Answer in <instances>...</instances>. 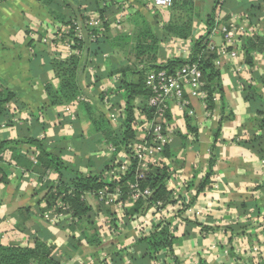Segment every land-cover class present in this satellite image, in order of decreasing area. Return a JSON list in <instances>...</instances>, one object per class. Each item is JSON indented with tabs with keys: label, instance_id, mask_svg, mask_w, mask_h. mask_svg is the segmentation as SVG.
I'll use <instances>...</instances> for the list:
<instances>
[{
	"label": "crops",
	"instance_id": "1",
	"mask_svg": "<svg viewBox=\"0 0 264 264\" xmlns=\"http://www.w3.org/2000/svg\"><path fill=\"white\" fill-rule=\"evenodd\" d=\"M60 1L75 8L83 0ZM200 1L193 0L194 8L197 5L195 11ZM149 3V0H120L119 5H114V11L103 13L104 19L97 10L82 11V16L84 22L99 21L89 28L100 36L105 34L103 21L108 22L107 35L115 38L124 32L130 34L126 19L135 12H140L149 23L154 22V9H147ZM249 7L257 18L254 36L264 38V0H226L216 11L217 22L229 25L233 14L247 16ZM101 8L107 9L106 0L101 2ZM62 11L66 12L64 7ZM55 17L51 8L39 0H6L0 4V92L12 95L4 105L5 114L12 124L8 125L6 120L0 122V141H17L30 136L29 128L32 129V123L37 120L44 130L34 126L33 136L41 140L47 151L60 148L63 162L70 168L77 167L84 175L97 171L103 174L110 163L105 157L108 142L100 133L93 131L79 104L75 107L77 123L74 122L69 129L62 107L49 106L45 95V83L54 81L50 66L52 59L76 56L69 55L66 40L56 39L55 33L62 25L55 21ZM157 22L158 27L162 26L161 22ZM204 29V22L195 19L191 37L196 39ZM209 37L217 46L222 44L218 28ZM161 47L164 56L159 64L170 58L163 43ZM84 56V51L80 50L76 57ZM116 57L126 64L122 54ZM251 57L252 65L243 69L239 77L233 74L231 60L219 57L214 61L215 68L220 72L216 82L220 91L213 94V109H207L206 98L190 99L191 116L175 102L169 105L165 128L172 136L168 146L172 163L167 185L172 189L169 204L177 215L167 224L172 230L173 243L172 253L162 259L164 264H189L192 257H198L201 264H236L237 249L226 240L223 235L226 232L239 236L245 250L243 264H264V160L242 143L250 139L251 120L255 121L256 115L243 98L240 82L252 81L264 99V50L252 51ZM181 58L186 60L189 56L185 52ZM86 71L90 75L93 73L91 68ZM118 76L104 81L98 89L103 95L101 104L93 96V90L86 89L85 80L82 81L84 92L92 97L88 100L90 105L104 111L105 115H108L109 108L104 104L108 95L105 93L113 87L115 82L112 81ZM111 124L110 129H116ZM116 149L118 152L122 147ZM18 152L23 158L20 157L17 162L15 153L6 150L8 163H2L5 182L0 183V243L32 247L33 237H37L51 247L52 252L61 254L63 264H91L90 258L101 249H107L110 257V252L117 250L118 245L114 240L102 243L99 231L107 224L113 209L101 204L97 196L85 194V202L91 209V224L85 219L74 218L69 210L72 220L50 225L43 219L40 210L46 207V195L54 192L58 176L54 173L39 176L33 170L31 166L36 165V160L32 159H36L38 154L36 147L20 145ZM209 172V183L197 193L196 189ZM214 183L218 184L217 189L213 188ZM184 205L202 213L199 222L187 217L183 212ZM130 207V203L125 204L124 215L128 222L130 217L126 211ZM229 227L240 229L238 233H232ZM71 238L77 242L75 251L71 248ZM123 240L131 245L132 254H140L135 249L137 240L133 224H126ZM209 241L218 243L216 252L208 249ZM255 245L261 248L260 255L251 253ZM224 249H227L226 253ZM65 253L71 258H64Z\"/></svg>",
	"mask_w": 264,
	"mask_h": 264
},
{
	"label": "trees",
	"instance_id": "2",
	"mask_svg": "<svg viewBox=\"0 0 264 264\" xmlns=\"http://www.w3.org/2000/svg\"><path fill=\"white\" fill-rule=\"evenodd\" d=\"M39 1L51 8L56 15L55 21H59L60 25H62L59 28L61 30V27L64 28L70 25L73 20L79 21L80 24L84 23L85 18L82 16V11L97 10L103 18V13L108 10L114 11V5H119L118 2L120 0H106L107 9L101 8V2H104V0H83L75 8L68 7L67 4L64 5L60 0ZM218 2L219 0L213 1L212 9L205 18L204 35L196 39L191 37L193 22L197 19L193 0H172L171 8L154 9L152 11L153 23H149L140 12H135L126 19V23L130 27V34L124 32L115 38H110L107 35L109 23L106 21H103L105 34L102 36H100V33L86 28L85 24H82L83 37L78 40L73 34H70V38L75 42L73 48L84 51L85 56L83 58L71 56L66 59L54 57L50 62L54 73V81H48L44 86L49 106L61 108L75 102L79 95L86 96L82 87L83 79L87 85H93V96L97 97L101 104L103 102V95L98 89L104 81H108L114 75H119L120 80L115 82L113 87L105 93V95L112 96L110 99L111 107L107 110L108 115H105L104 111L97 110L94 106L90 105L88 101L92 98L90 95L86 97V100L79 103V109L81 113L83 112L86 115L83 117H86L91 123V127L95 133H100L108 143H112L120 149V147L135 136L133 125L136 111H141L147 118L153 113V110L147 105L151 93L145 86L146 76L150 72L162 70L168 74H173L182 66L197 62L205 84L207 109H213V94L216 91H220L216 84L219 80L220 72L214 66V61L218 59L217 54L208 53L205 44L216 26L215 16L217 14V6L219 5ZM222 3H226V0H223ZM63 7L66 12L62 11ZM147 9L153 8L147 5ZM249 10L246 13L249 24L256 25V15L251 11L250 7ZM157 21L161 22L162 26L158 27ZM91 35L96 36L94 41L90 40ZM171 37L180 39L192 38L191 54L186 60L182 58H168L159 64L158 61L164 56L161 44ZM240 48L243 52L245 63L251 66V52H261L264 50V38H259L258 36L245 37L242 40ZM119 53L124 56L126 64L118 61L116 55ZM104 55H107V57L104 58ZM89 68L93 70L91 75L86 71ZM240 82L243 98L250 104V110L256 115L255 121L251 120L250 139L242 141V143L259 159L264 160V99L252 81ZM5 93V91L0 92V122L6 120L7 124L11 125L10 118L5 114L4 105L10 101L12 95ZM136 101L139 102L136 103ZM121 105L125 107L124 119L119 122L116 129L111 130L109 126V112ZM75 123L77 122L75 121ZM34 126L40 128L41 131L44 130V126L35 120L32 123L33 130L29 128L30 136L26 135V137L17 141H0V183L5 182L2 163H8L5 151L9 149L13 154L15 153L14 158L17 161L20 157L23 158L19 155L18 151L20 145L25 144L34 146L38 150L35 159L36 165L31 166V163V165H27L31 166L39 176H45L47 173H54L58 176V183L54 188V192H49L46 195V207L40 210L41 216L44 212L53 208L57 201H60L69 207L74 218L79 220L85 219L88 224H91V209L86 204L84 196L85 194L96 195L102 189L112 192L116 187L120 188L122 194L121 201L127 203L129 194L128 184L135 182L134 161L121 181L107 184L104 182L101 171L89 172L88 175H84L80 173L77 167H68L61 158L60 148L55 147L54 151H47L43 147L41 140L33 136ZM189 129H191L190 126ZM165 153L168 157L172 156L170 147L165 150ZM170 176L171 171L167 168H153L145 175V178L138 181L141 188L148 187L152 191V195L147 202L161 201L163 204L169 203L170 192L167 189L166 183ZM209 176L210 172L196 189L197 193L202 192L203 188L209 183ZM144 203L141 200L133 204L130 203L131 207L127 209L126 215L131 217L134 214L142 213ZM201 228L204 229V227ZM238 229L240 227H229L232 233H238ZM171 234L172 230L169 229V225L162 223L148 237L137 240L135 242V249L140 254H132L130 256L132 264H155L163 252L172 253L173 239ZM70 243L72 251H75L77 242L71 238ZM60 255L52 252V248L37 237H33L32 247H21L11 244L3 245L0 243V264H63ZM64 258L70 259L71 256L65 253ZM110 261L111 264H122L123 262L120 253L116 250L110 252Z\"/></svg>",
	"mask_w": 264,
	"mask_h": 264
},
{
	"label": "built area",
	"instance_id": "3",
	"mask_svg": "<svg viewBox=\"0 0 264 264\" xmlns=\"http://www.w3.org/2000/svg\"><path fill=\"white\" fill-rule=\"evenodd\" d=\"M4 1L6 0H0V4ZM149 2L148 5L156 10L169 9L172 6V0H149ZM222 2L223 0H219L216 11H218ZM231 18L232 22H230L229 25H220L217 22L218 18L216 15L215 28H218L222 35V44L217 46L209 39L210 37H208L205 48L208 53H216L218 58L222 57L231 60L234 64L233 74L239 77L242 76L243 69L248 67L240 48L242 40L245 37H253L256 35L257 29L255 25L249 24L246 15L233 14ZM98 22L99 21L96 20L84 22L82 24H85L86 28L89 29L91 25L97 24ZM82 24L77 20H73L70 25L55 33L56 39L66 40L69 55L77 56L80 53V50L73 48L75 42L70 38V34H73L78 40L81 39L83 37ZM215 28L211 34L214 33ZM204 32L205 29L200 36L204 35ZM95 38V35L90 36L91 41H94ZM192 44V38L180 39L171 37L163 43V47L170 58H181L185 52L187 53V57L190 56ZM119 78L120 76L114 77L112 82H118ZM145 86L151 93L147 105L153 110V113L147 118L141 111H136L133 125L135 131L134 138L126 142L118 152L114 146L106 148L105 157L110 160V163L108 164L107 170L102 174L105 183H117L123 179L134 161L135 182L128 184L129 194L127 203L133 204L140 200L145 202L143 212L131 216L129 222L126 221L124 215L126 203L121 201V189L118 187L112 192H107L105 189L99 190L95 195L100 200L101 204L113 209L112 213L108 215L107 224L99 231L100 241L102 243L109 240H114L116 242V245H118L116 251L120 253L123 260L122 264H132L130 259L132 255L131 245L128 242L124 243L123 240V230L127 223L133 224L136 240H139L148 237L159 224H169L170 219L177 215L176 211L172 209V205L169 203L163 204L161 201L147 202L152 195V191L148 187L141 188L138 183V181L145 178V175L153 168L164 167L168 170L170 169L172 162L165 153L172 139L171 133L165 128L169 105L175 102L184 113L191 116L193 110L190 108V99L207 97L204 90L205 84L197 62L186 64L177 69L173 74H168L164 70L150 72L146 76ZM111 97V95H106L104 99V104L109 108L111 107ZM84 100H86V96L79 95L75 102L61 108L66 120L69 122V129H71V125L76 121L75 107ZM124 116V105L117 107V109L111 111L109 114L112 123L123 120ZM114 154L116 155L113 157ZM34 160L33 158L32 161ZM213 188L217 189L218 184L214 183ZM167 189L169 192L172 191V189H169L168 185ZM179 208L181 209L182 207L179 206ZM183 212L186 213L187 217H192L196 222H199L202 216L200 211H194L192 206L188 205H184ZM42 217L50 225L73 219L69 213V207L65 206L60 201H57L53 208L44 212ZM224 234L226 240H229L230 245L237 249L236 252L238 254L234 259V263L243 264L245 250L239 236L230 234L229 232L223 233V235ZM207 244H209L208 249L212 252H216L219 248L217 247L218 243H211V241H209ZM250 251L255 255H260L261 248L255 245ZM224 252L226 253L227 249H224ZM165 253L169 255L168 252H163L155 264H164L162 259L165 258ZM89 262L91 264H109L110 257L107 249H101L96 252L90 258ZM189 264H201V261L198 257H192L191 260H189Z\"/></svg>",
	"mask_w": 264,
	"mask_h": 264
},
{
	"label": "rangeland",
	"instance_id": "4",
	"mask_svg": "<svg viewBox=\"0 0 264 264\" xmlns=\"http://www.w3.org/2000/svg\"><path fill=\"white\" fill-rule=\"evenodd\" d=\"M196 1V0H195ZM200 5L198 4V10H196L195 12H196V17H197V19L199 18V20L200 21H202V22H204L205 21V18H206V16L209 14V12L211 11V9H212V0H201L200 2ZM196 5V4H195ZM195 9H197V5L195 6ZM66 48L68 49V47L66 46ZM119 80H120V78H119ZM118 80V81H119ZM87 85V84H86ZM86 89L88 90V91H92V90H94V87H93V85H91V84H89V85H87L86 86ZM101 89V88H100ZM102 89H106V87H102ZM89 95H86V97H88ZM107 109V108H106ZM115 109H117V108H114V110ZM108 110H109V108H108ZM110 114V113H109ZM121 120H118V122L117 123H112L111 121H110V123H112L111 125L113 126V127H115V128H117V126L119 125V122H120ZM109 145L110 146H114L112 143H108V147H109ZM101 146V145H100ZM115 147V146H114ZM116 148V147H115ZM117 150V149H116Z\"/></svg>",
	"mask_w": 264,
	"mask_h": 264
}]
</instances>
